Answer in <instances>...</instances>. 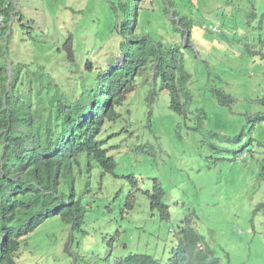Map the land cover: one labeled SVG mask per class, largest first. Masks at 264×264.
<instances>
[{
	"label": "rangeland",
	"instance_id": "rangeland-1",
	"mask_svg": "<svg viewBox=\"0 0 264 264\" xmlns=\"http://www.w3.org/2000/svg\"><path fill=\"white\" fill-rule=\"evenodd\" d=\"M9 1L22 18L15 19L11 14L10 27L4 36V25L0 26V45L5 41L2 65L5 62L9 65L7 83L13 81L12 74L26 75L18 79L19 94L29 92V82L34 81L26 69L30 71L32 62L36 64L39 42L50 45L49 53L57 62L55 68L62 60L75 64L77 61L82 66L83 61L95 59L101 53L98 49L105 43L104 34L99 31L105 10L102 0ZM183 1L180 0L181 3ZM244 1L191 0L193 7L189 16L193 19V26L191 36L186 39V44L190 41V48H184V52L187 67L197 81L196 95L194 102L188 105L190 113L186 122L182 115L170 110L168 92L161 90L159 80L154 81L152 75H143L137 77L134 91L118 109L119 118L107 123L100 135L108 156H112L117 165L112 172L105 174H102L101 167L94 168L90 175L94 186L99 181L102 187L106 186L105 193L109 194L117 187L121 194L127 185L136 197L142 196L147 202L144 192L151 191L156 181L165 190L167 202L171 200L169 207L173 221L170 230H173H164L166 233L157 240L151 236L155 231H130L127 226L119 234L114 221L100 225L96 235L101 244L95 246L90 239L84 241L87 262L97 260L93 253L95 249L104 257L110 251V261L120 253L125 257L128 251L169 257L171 251L177 252L181 236L184 244L191 239L199 241L194 254L205 258L208 264H264V156L260 153V150L264 152V144L258 145L259 140L264 142V120L256 121L254 118V114L264 111V104L259 101L264 99V50L257 45V52L252 55L237 52L232 56L236 53L234 39L238 38L235 27L240 30L245 21L239 18L238 12L252 7L258 9L257 16L248 26L250 32L259 31L258 27L264 31V16L261 22L260 0L254 6ZM84 2L87 3L84 15L81 12L73 15L72 8ZM59 3L68 9L63 10V16L56 17L54 12ZM180 13L185 14L186 11L181 9ZM69 19L74 22L82 19V25L76 27L74 22L68 23ZM92 19L97 23L93 25ZM139 19L143 29L135 28L138 33L149 31L155 40L171 44L175 33L170 16L155 17L149 13ZM219 23H224L223 28ZM213 25H217L214 32L211 30ZM66 26L72 32L76 28L70 56L65 53L69 48L68 34L64 30ZM29 31L33 32L32 48ZM177 35L180 43L183 42L185 36L181 39V35ZM96 61H101L100 57ZM217 86L232 95L234 101L219 103L217 96L212 94ZM252 100L257 102L251 103ZM201 107L207 118L198 125L196 114ZM210 131L216 135L215 138L207 136ZM240 134L242 137L237 140ZM146 143L149 145L145 150L136 149L137 145ZM241 150L245 151L243 158V153L239 154ZM127 175L135 177L137 184H131L125 178ZM258 204L261 205L259 209L256 208ZM91 218L92 215L88 220ZM91 222L87 224L91 226ZM150 225L153 230L161 227L155 224L154 219ZM43 227L50 228L47 232L57 235L58 239L54 236L50 242V238H46L42 244L50 247L52 242L60 240L56 247L59 257H53L45 264L70 263L68 255L63 261L62 252L67 227L64 233V227L57 225L56 221H48ZM110 239L116 242L111 250H106ZM119 239L128 240V246L122 247ZM81 248V245H73L77 252ZM186 260V264H195L196 261L188 257ZM100 262L102 260L97 263Z\"/></svg>",
	"mask_w": 264,
	"mask_h": 264
},
{
	"label": "trees",
	"instance_id": "trees-1",
	"mask_svg": "<svg viewBox=\"0 0 264 264\" xmlns=\"http://www.w3.org/2000/svg\"><path fill=\"white\" fill-rule=\"evenodd\" d=\"M102 1L105 10L99 31L104 34L105 43L98 49L101 53L95 59L83 61L82 66L77 61L75 64L62 60L55 68L57 62L52 60L49 53L50 45L39 42V55L35 53L36 64L32 62V69H26L27 74L34 77V81L29 82L30 90L27 93L23 91L19 94L17 87L18 79L26 75L12 74L13 81L7 83L9 65L5 61L2 65L5 41L0 45V264H42L46 259L57 256L56 251L42 244V240L50 238L51 242L57 236L47 232L50 228L43 227L48 221H56L57 225L63 226V233L67 227L65 253L71 257L72 264H94L85 259L87 249L84 241L90 239L95 246L100 245L96 231H100V225L105 226L113 221L119 223L121 213L118 211L133 213L135 220L143 216L147 222L155 210L160 213L158 220H172L165 190L157 182L151 191L144 192L148 199L145 202L144 197H136L127 185L121 194L117 187L111 193H105L106 186L102 187L99 181L94 186L90 175L94 168L101 167L102 174L116 168L117 163L112 156H108L100 135L107 123L119 118L118 109L134 91L138 76L152 75L154 81L159 80L161 90L168 92L170 110L182 115L184 122L188 120V105L194 102L197 80L193 79L185 60L184 48H190V41L189 44L185 40L180 43L177 34L181 35V39L186 34L191 36L193 19L189 14L193 5L191 0H184L183 3L180 0ZM245 1L254 6L257 0ZM260 1L262 11L259 20L263 22L264 0ZM65 8L68 9L59 3L55 16H63ZM86 9L87 3L84 2L72 8L71 12L73 15L81 12L83 16ZM181 9L186 13H180ZM257 11L252 7L251 10L238 12L239 18L245 21L240 30L238 26L235 27L238 38L234 39L236 53L232 56L237 52L252 55L257 52V45L264 50L262 27H258L259 31L255 29L250 32L248 29ZM149 13L155 17L172 18L170 23L175 34L171 44L155 40L149 31L144 34L136 31L137 27L143 29L139 18ZM11 14L15 19L22 18V15H18L20 12H15L12 2L0 0L3 36L10 27ZM80 21L82 19L75 22L69 19L68 23L74 22L76 27H80ZM92 22L93 25L97 23L95 19ZM156 23L160 25L158 20ZM219 24L223 28L224 23ZM64 30L68 34L69 44L65 53L70 56L76 28L72 32L66 26ZM27 33L32 48L33 32ZM38 36L41 38V34L38 33ZM99 57L101 61H96ZM212 94L221 104L234 101L232 95L223 91L222 87L213 88ZM259 101L264 104V99ZM203 110L202 107L197 110L198 125L207 118ZM254 118L256 121L264 120V111L254 114ZM207 136L216 137L212 131ZM241 137L242 134L236 139L240 140ZM261 143L264 144L259 140L258 145ZM148 145H137L136 149L145 150ZM243 152L241 150L239 154ZM260 153L264 156V152L260 150ZM241 156L243 158L245 154ZM125 178L131 184L138 182L132 175ZM258 206L261 205L258 204L257 209ZM91 215L92 218L88 220ZM90 221L91 226L87 224ZM155 224H158L157 220ZM121 241L122 247L128 246V240ZM115 242L110 239L106 250H111ZM74 244L82 246L79 252L73 249ZM34 250L40 252L31 254ZM93 253L97 258L101 257L100 264H165L162 260L138 252L128 251L125 257H121L120 253L113 261H110V251L105 253V257L104 254L100 255L98 249ZM195 264L208 263L205 258H200Z\"/></svg>",
	"mask_w": 264,
	"mask_h": 264
},
{
	"label": "clouds",
	"instance_id": "clouds-1",
	"mask_svg": "<svg viewBox=\"0 0 264 264\" xmlns=\"http://www.w3.org/2000/svg\"><path fill=\"white\" fill-rule=\"evenodd\" d=\"M216 28H217V25L213 26L212 27V31L214 29H216ZM185 37H186V35H185ZM184 40H185V38H184ZM155 183H156V181H155ZM170 202H171V200L169 202H166V204L170 205ZM169 209H170V207H169ZM118 212L121 213L120 214V222L119 223H115V221H114V223L118 227L116 231L119 234H122V232L120 231L121 229H124L127 226H129V228H126V229H129L130 231H132V230H137V231H141V232L146 231V233H148V232L151 233V231H155L154 233H151V236L158 240V239L162 238L164 233H166L164 230H166V229L170 230L171 229V224H172V221H173V216H172V220L171 221H166L163 218L161 220H158L160 213H157L155 210H154V214H151V218L149 220H147V222L145 221L146 218L143 217V216H138L136 218V220H135L134 216H133V213L129 214L125 210L123 211V213L120 212V211H118ZM152 219H154V221L157 220L158 224L161 226L159 229L153 230L151 228L150 223H151ZM172 230H170V232ZM123 236H125V235H123ZM145 237H147V236H145ZM182 239H183V237H181V236L178 238V250H177L176 253L171 251V255L169 257H167L165 254L164 255H159L157 257V256H155L153 254L139 253V252L138 253L151 256L152 258L157 259V260H162V261L165 262V264H186V261H187L186 258L187 257L189 259L195 258V260H200V258L203 259L202 256H199L198 254H196V255L194 254V253H197V248H198V245H199V241L197 239H191V240L187 241L186 244L183 243ZM66 241H67V238H66ZM118 241H121V239H119ZM118 241H117V244H118ZM59 243H60V240H57V241H55V243L52 242V244L50 245V247L54 251L57 252V256H53V257H59V255H60V252L56 249V247L58 246ZM71 247H72V245H71ZM39 252H40L39 250H34L31 254L37 255ZM62 252H63V261H64V256L67 255L65 253V244L63 246ZM53 257H51V258H53ZM51 258L46 259L42 264H45V262L47 260H50ZM100 258L101 257L97 258V260L94 262V264H100V263H97L98 261H100L99 260ZM16 261H17V259H16ZM72 263H73L72 260L70 261V263L65 262V264H72ZM78 264H80V263H78Z\"/></svg>",
	"mask_w": 264,
	"mask_h": 264
},
{
	"label": "water",
	"instance_id": "water-1",
	"mask_svg": "<svg viewBox=\"0 0 264 264\" xmlns=\"http://www.w3.org/2000/svg\"><path fill=\"white\" fill-rule=\"evenodd\" d=\"M187 36H188V35L186 34L185 40H186Z\"/></svg>",
	"mask_w": 264,
	"mask_h": 264
}]
</instances>
